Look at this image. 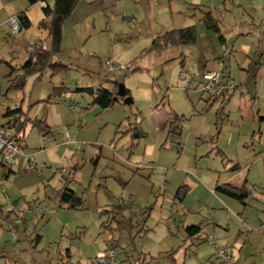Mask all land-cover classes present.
I'll return each mask as SVG.
<instances>
[{
    "label": "rangeland",
    "instance_id": "1",
    "mask_svg": "<svg viewBox=\"0 0 264 264\" xmlns=\"http://www.w3.org/2000/svg\"><path fill=\"white\" fill-rule=\"evenodd\" d=\"M47 1L53 6L54 0ZM23 2L27 6L0 8V23L26 10L32 21L18 34L0 29V123L31 119L25 129L28 148L0 189V264L6 259L13 264H97L96 257L110 246L120 264H182L169 251L187 248L185 226L207 219L205 232L218 238L228 214L236 210L235 218L240 215L208 186L186 194L183 202L174 199L178 190L189 186L188 176L197 171L223 182L228 166L220 150L235 157L239 143L264 146V0H81L64 23L61 51L53 57L69 69L53 75L48 67L40 78L26 73L24 65L49 30L40 24L41 5ZM206 12L218 21L225 41L203 20ZM193 24L195 43L153 48L156 37ZM110 59L119 65L115 72L105 65ZM255 60L262 62L258 69L251 65ZM206 70L222 71L237 86L230 101L209 100L202 92L199 82ZM186 74L192 76L190 88ZM111 81L123 83L134 103L118 96L114 106L103 110L91 104L89 94L75 92L77 87L110 88ZM53 86L69 90L48 101ZM251 106L255 123L243 117ZM14 110L21 112L7 115ZM176 115L183 119L175 124ZM36 119L49 121L51 133L34 126ZM137 126L144 137H133ZM178 127L180 140L174 135ZM224 133L232 135L230 140ZM49 137L60 145L56 154L61 161L44 151ZM149 146H154L150 156ZM68 150L74 155L66 158ZM258 168L251 174L258 173L260 182L251 185L246 206L236 201L250 224L264 221V170ZM64 176L74 178L71 187L85 198V209L60 206L57 193ZM130 196L132 203L127 202ZM123 199L120 222L102 214L123 205ZM34 200L47 210L44 215L29 210ZM8 215H19L22 245L12 239L16 227ZM236 223L232 231L239 230ZM38 233L42 239L36 245ZM190 249L198 252L199 264H221L207 241ZM254 252L264 258V247ZM162 253L165 257H159Z\"/></svg>",
    "mask_w": 264,
    "mask_h": 264
},
{
    "label": "crops",
    "instance_id": "2",
    "mask_svg": "<svg viewBox=\"0 0 264 264\" xmlns=\"http://www.w3.org/2000/svg\"><path fill=\"white\" fill-rule=\"evenodd\" d=\"M23 1L24 0H0V8H5L4 6H10V4H12V3H15L18 6H27V3L23 2ZM26 1H28V0H26ZM26 11H28V10H26ZM18 13L19 12H17L16 14L11 15L10 18H13V17L17 16ZM21 32H22V30L19 33H21ZM223 40L225 41L224 37H223ZM39 42H40L39 46L45 45V44H47V39L45 41H41V39H39ZM178 47H180V46H178ZM256 60L253 61L251 63V65H254V63L257 62ZM34 61H35V59H34ZM221 66L225 67V63H223ZM258 68L259 67H257V69ZM44 70L42 68H38L35 71H33L32 73H30V74H39L38 78H40L41 75L43 74ZM224 77H226V76H224ZM114 82L115 81H111L112 86L110 88L113 87ZM232 96H233V94L226 95L222 99V102L230 101ZM209 100H211V99H209ZM214 100H216V99H214ZM176 116L180 117L179 115H176ZM243 117L246 118V119H249V120H251V121H253L255 123V116L252 113V106L249 109V111L246 113V115H244ZM261 120H264V116L261 117ZM42 122H43V124L45 126L50 127V122L49 121H48V124H46L44 120H42ZM261 124H260V126H261ZM259 128L261 129V127H259ZM171 131H173V130H171ZM177 131H179V129ZM224 134H225L224 135L225 138H227V140H230V137L232 135H229V134H226V133H224ZM174 135H175V133H174ZM259 138H260V140H259V143H260V141L262 140L263 137L260 136ZM69 140L70 139H69V134H68V136H66V140L63 143L67 144L69 142ZM177 140H180V139H177ZM55 142L56 141L52 140L50 137L48 139H45L44 140V148L43 149H44V151L50 150L51 152H53V158L52 159H56V160L61 161V157H58L57 154H56V152L60 149V145L58 143H55ZM260 144H262V143H260ZM263 147L261 145L260 146H256L254 143H252V144H248L247 143V145H245V144L241 145V143H239L238 146H236L235 150L233 151L234 153H236L235 157L233 155H229L228 152H226V150L223 151V150L219 149L221 151L223 159L225 157V159L223 160V163H225L226 167L228 166V170H227L228 174L225 177L224 181L221 182L220 179L214 177L213 175H203V174H201V176H200V175H198L199 172L197 171L196 174H195L196 176H191V177L188 176L189 179L187 181L188 182L187 184H189V186L188 185H184L183 187H181L180 190H178V194H176V196L174 198V199H181L182 200L181 202H183L185 197H186V194L191 193L195 189H200L201 187L207 188V186H208V188L213 190L215 193L225 197L226 200H222V202H225V204H228L229 206H232V207L236 208L237 209V213H239L240 216H239V218L238 217L235 218L234 214L236 213V210L235 211L233 210V213H229L228 214V216H229L228 223L227 224H226V222L223 223L224 226L222 225V230H221L222 232L219 233L218 238H216L215 235H214V238H215V242L217 244H220V245L221 244H226V243L230 244L233 247L234 253H235V255L237 257V260H238V262L240 264H250V263H253V262L259 263V262H263V259H264L263 257H259V256H258V258H260V259H258L256 257V253L254 252V250L256 251L260 247H264V221L259 220L256 223L250 224L248 222V219L245 216L246 209L244 210V212H241L242 211V207L240 206V204L236 203V201H237L239 203H243L244 206H246V201L248 200V198H249V196L251 194V188H252L251 185H253V187H254L260 182L259 181L260 177H259L258 173H254L252 175L251 171H252V169H253V167L255 165H259V168L256 170L257 172H259V170H260V172L264 170V148ZM27 148H28V144L26 142V147H25V149H23V151L26 150ZM147 148H146V154L150 156V154H152V152L154 150V146H152V147L149 146ZM73 155H74V153L72 151L68 150L66 158H68L70 156H73ZM229 165H231V167H229ZM14 167L15 166H13L11 168H6V169L3 170L2 177L6 176V174L9 172L10 169L12 171V173L7 174L8 176L5 179L3 177L4 180L8 179L12 174L16 173ZM75 168H77V165L75 166ZM159 171L162 172L163 171V167H161ZM72 176L74 177V173L72 174ZM219 184H226V185H229V186L237 188V189H241L245 185L246 188L249 191V195H248V197L245 198L244 201H240L238 199H234V198H232L230 196H227L225 194L218 193V191H216V187ZM71 189H72V187H71ZM133 199H134V197L130 196L129 199L127 200V202L128 203H132ZM201 202L203 203L205 201H201ZM30 203H33V204H36V205L40 204L37 200H34V201L30 202ZM125 203H126L125 199H123V205H119L118 206L119 208L118 207H114V208H111V209L110 208L109 209H105L103 211H105V213L109 216V218L111 219L112 222H117V221L120 222V219H118V218L123 215V211L122 210H123L124 207H126ZM127 206H128V204H127ZM204 206H207V205H204ZM120 209H122V210H120ZM113 210L118 211V214L112 213ZM1 212L2 211H0V213ZM126 214H127V212H126ZM19 220H20L19 215H17V216L8 215L7 216V221L9 222V224H11L12 226L15 225L14 227H16V229H18V231H20L19 223L21 222V220L20 221ZM234 222L235 223L237 222L236 224L239 225V230L236 229L235 231H232V225L234 224ZM208 224H210L209 221H207V219H204V221H202L199 224H193V225L185 226V235L186 236H185V244L184 245L186 247V245L188 244V246H187L188 249L186 248L184 252H182V249L177 250V251L176 250H171V251H169L170 252L169 256H171L172 259L174 261H176V263L181 261L182 264H199V254H198V252L195 251V250L193 251V249H190V248L192 246L193 247L194 246L197 247L204 241L209 242L207 240V238H208V235H210V234L206 233L205 229H204L205 225H208ZM195 225H201L202 230H201L199 235H196L194 237H189L187 235V233H186V228L189 227V226H195ZM170 233L172 235H175L172 232H170ZM253 235H256V236L254 238H251ZM38 236H40V237L38 238ZM244 238H247V239L244 240ZM12 239L14 241H16V242H19V243L21 242L20 241L21 238H19L18 235H17L16 238L13 236ZM41 239H42V234L41 233L36 234V236H35L36 245L41 241ZM248 242H249V245H247ZM111 244H113V242ZM210 244L213 246V250H212L211 254H212L213 259H214V256H215V253H216V247H215L214 244H212V243H210ZM19 245H22V244L20 243ZM251 245H252L253 248H251ZM189 250H191V252L195 254V257L194 256H190V254L188 253ZM126 251L127 250H125L126 258L130 260V254H128ZM143 255H146V254H143ZM2 256L4 257L5 254L3 253ZM143 257H145V256L140 255L139 259H142ZM152 257L155 258V256H152ZM159 257H165V253L160 254ZM4 258H6V257H4ZM255 258L258 259V260H256ZM4 264H13V263L6 259ZM135 264H137V263H135ZM142 264H146V262H143ZM147 264H150V262L147 263Z\"/></svg>",
    "mask_w": 264,
    "mask_h": 264
},
{
    "label": "trees",
    "instance_id": "3",
    "mask_svg": "<svg viewBox=\"0 0 264 264\" xmlns=\"http://www.w3.org/2000/svg\"><path fill=\"white\" fill-rule=\"evenodd\" d=\"M46 2V7H43L44 17L42 18L40 24L41 27L49 30V36L47 37V44L35 47L30 53V57L24 65V71L28 74L32 73L38 68L47 69L51 68L53 75L66 71L69 69V66L53 62L54 55L58 54L61 51L62 41H63V26L66 20L72 15L76 6L81 0H54L53 6H51L47 0H28L30 5L38 4L39 2ZM17 17L20 21V29H29L32 26V21L27 14V11H21L17 14ZM203 20L209 28H212L214 31L219 33L221 39L220 26L218 21L213 17L211 12H206L204 14ZM20 30V31H21ZM49 40V41H48ZM197 41V27L196 24L189 25L180 29H174L168 31L153 40V48L157 51H164L171 47H178L186 44H193ZM35 59V61H34ZM259 67L262 62L257 61L255 63ZM119 81H115L112 88H107L100 86L98 88L94 87H77L75 92L78 93H87L92 97V105H96L103 110L108 109L118 101V89ZM69 88L64 86H53L52 93L48 99H61ZM128 95L131 96L130 90H128ZM123 100V98H122ZM16 112H21V110L8 111L7 115H11ZM182 117L176 116L175 120L172 123H177ZM31 119L16 117L13 121L7 123L12 129L15 130V136L20 142L22 149L26 147V133L25 129L28 122ZM34 126H38L45 133H51L49 127L45 126L41 119H36L33 121ZM180 130V128L178 127ZM133 137L140 138L144 137V132L137 126L134 128ZM177 139L181 137V130L175 132ZM9 173H12L11 169ZM3 176L4 179L8 176ZM74 182V178L71 176H64L63 186L58 191L57 195L59 197L60 206H66L69 209H85V198L81 195H78L74 190L71 189V184ZM216 191L219 193L230 196L234 199L244 201L249 195V191L244 185L243 188L237 189L226 184H219L216 187ZM119 208V207H118ZM122 210V209H120ZM0 211L3 212L2 206H0ZM105 211L102 212L104 214ZM112 213L118 214V211L113 210ZM202 230L201 225L189 226L186 228V233L189 237H194L199 235ZM40 236H38L39 238Z\"/></svg>",
    "mask_w": 264,
    "mask_h": 264
},
{
    "label": "built area",
    "instance_id": "4",
    "mask_svg": "<svg viewBox=\"0 0 264 264\" xmlns=\"http://www.w3.org/2000/svg\"><path fill=\"white\" fill-rule=\"evenodd\" d=\"M38 4L41 7H46V2L41 1ZM0 29L10 30L12 34H18L20 32V21L17 16L11 18L8 21L0 23ZM223 64V61L220 62ZM106 67L115 72L119 65L116 61L110 59L106 61ZM182 74H185L182 72ZM222 71L217 70H206L201 76V80L199 85L201 86L202 92L208 96L210 99H218L220 97H225L226 95H230L235 93L237 90V86L232 83L228 78L222 77ZM192 76L186 74L185 83L188 88L191 87ZM74 109V106L71 107ZM23 149L20 145V142L17 140L15 136V130L12 129L7 124L0 123V189L4 190V179L2 177V172L6 168H11L15 166L19 160V158L23 157ZM33 157H29L30 169H34V164L32 162ZM29 210L33 213H42L47 210H43L36 204H29ZM26 208V206H25ZM20 221V220H19ZM18 222V221H17ZM18 230L14 228V237H17ZM207 240L214 244L216 247L215 255L219 260H221V264H240L235 256L234 249L230 244L218 245L215 242V238L212 235H208ZM97 264H120L117 259V252L114 247H108L104 253L99 254L96 257ZM250 264H258L256 262Z\"/></svg>",
    "mask_w": 264,
    "mask_h": 264
},
{
    "label": "water",
    "instance_id": "5",
    "mask_svg": "<svg viewBox=\"0 0 264 264\" xmlns=\"http://www.w3.org/2000/svg\"><path fill=\"white\" fill-rule=\"evenodd\" d=\"M118 96L122 97L126 104H133L134 102L132 96L128 95V89L123 83H120L119 85Z\"/></svg>",
    "mask_w": 264,
    "mask_h": 264
}]
</instances>
